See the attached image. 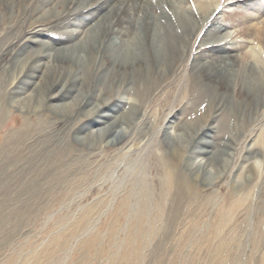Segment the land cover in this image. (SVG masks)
Instances as JSON below:
<instances>
[{
    "label": "rangeland",
    "instance_id": "1",
    "mask_svg": "<svg viewBox=\"0 0 264 264\" xmlns=\"http://www.w3.org/2000/svg\"><path fill=\"white\" fill-rule=\"evenodd\" d=\"M65 1L59 14L40 19L57 0H0V264H264V56L248 58L258 90L244 100L248 105L242 103V117L237 108L242 96L203 98L202 85L208 81L200 75L202 70L198 75L194 70V59L213 46L214 42L202 45L201 36L214 16L198 35H189L183 22L188 13L200 20L202 3L206 11L215 8L213 19L222 25L224 37L217 43L242 45L236 50L235 61L240 63L247 49L261 47L264 0L182 4L171 0L169 6L148 0L160 29L158 58L143 43L136 71L104 83L99 81L98 60L86 61L81 68L88 96L100 108L107 105L104 112L121 102L126 113L130 110L126 91L137 95L132 99L133 123L124 136L115 143L95 136L96 144L90 148L73 144L72 136L98 112L80 116L73 111L68 119L49 123L54 117L47 119L44 107L28 113L12 107L9 100L11 91L25 86L31 63L43 57L44 49L32 54L39 40L55 46L84 41L85 31L77 32L72 41L62 33L84 16H89L86 28H95L97 17L87 15L85 7L102 0L87 5ZM133 31L142 38L138 26ZM66 88L54 89L63 95L55 103L71 102L64 97ZM26 89L30 94L34 84ZM196 98L204 102L183 116ZM222 107L230 119L218 144L228 161L214 164L212 179L206 183L203 169L194 178L199 163L191 168L187 158L196 149L192 148L196 139L207 131L215 134L209 127ZM25 119L31 123L25 125ZM178 120L183 123L176 141L167 136L171 123ZM99 126L93 128L95 133ZM253 146L263 153L251 179L254 185L243 190L247 196L241 191L235 194L233 183L246 180L242 162ZM170 169L175 178L169 193L165 181ZM185 173L191 177L188 184L179 179ZM233 199L243 202L231 208Z\"/></svg>",
    "mask_w": 264,
    "mask_h": 264
},
{
    "label": "bare ground",
    "instance_id": "2",
    "mask_svg": "<svg viewBox=\"0 0 264 264\" xmlns=\"http://www.w3.org/2000/svg\"><path fill=\"white\" fill-rule=\"evenodd\" d=\"M80 1H84L82 4L87 5L95 2L96 0ZM170 1L171 0H159L162 6L165 4L171 5ZM177 1L179 4H182L184 0ZM65 2V0H57V3L52 7L53 9L51 11L47 10V12L43 13V15L39 16V18L41 19L42 16L48 18L50 16L49 14H53V12L59 14V8L66 6ZM203 4L204 3H202L201 7L204 8L205 11L202 13L200 20H197L189 13L184 15L185 17L183 18V22L189 35L194 33L197 34L199 29H201L204 24H208L211 17L216 16L214 13L217 12L215 11V8H209V10L206 11L208 8H206V4ZM85 8L84 9L86 10L87 15H90V17H97V24L95 25V28H86L88 23L85 17L89 18V16H84V20L82 19L81 21H78V23H74V27L66 26L62 32L63 35H65L64 38H66V40L72 41L77 32L85 31L86 37L84 41H73L70 45L69 43H66L63 46H55L50 41L39 40V48H35L32 54L38 52L40 49H44L45 53L43 57L38 58L31 63L26 70L29 72L28 77L24 80L22 79L25 82L26 87L34 84V91L27 94L25 86L20 89L19 87H16L13 91H11L9 100L12 107L28 113L44 107L47 110L46 118L48 119L49 116L54 117V119L49 121V123L58 120L64 121L71 112L73 113V111H77L80 116L98 112V115L94 120L91 122L88 121L89 123L87 125L80 127L72 136L73 144H85L90 148L96 144L95 136L99 137L98 140L105 138L104 142L106 143H115L117 140L122 138V136H124L127 130H129V124L133 123L134 103L132 99H134L137 95L136 92L131 93L130 91H126V95L128 97L125 96L124 99L128 98V104L130 105V110L126 113L122 111L123 106L121 105V102L115 104L114 107L111 106L109 110L104 112L102 109H104L107 105L104 108H100L97 106V103H92V97L88 96L87 81L86 79H82L84 74L86 76V73L81 71L82 66L86 61H92L95 64L96 60H98V64L96 65L98 70H101L99 81L102 79V83H104L111 79H116L118 75L121 80L123 76L135 72L137 66L139 67V64L142 62L141 59H143V55L141 53L142 51L140 46L145 44L154 55L153 57L156 59L158 58L160 51V29H158L156 23V13L152 11L148 0H110V2L109 0H102L98 4H91L89 7ZM165 10L167 11V9ZM165 10L162 11V13L164 12V14H166L167 12ZM181 12L182 11H180V13ZM213 18H211L207 29L204 30L201 36L202 45L214 42L213 46L210 50L202 51L199 57L194 59V70L197 75L198 72H200L199 70H202L203 72L200 75H203L204 79H207L208 81L202 85V90L204 91L203 93H205L203 98H211L212 100L213 98H217L219 96L222 99L227 96L228 93H230V95L232 93H236L237 97L242 96L243 102L241 101L238 103L237 108L241 111V115L243 117L244 111L242 109L244 106H242V103L244 105L247 104L244 100L248 101L249 98L251 99L252 94L256 96V92L258 90V82L255 74L253 73L254 70L252 63H248V58L260 60L262 55L264 56V38H262V41L260 40L261 47L258 51L254 49H247L245 51L246 59L240 63H236V50L241 49L242 45L239 44L237 46L230 44L227 46L225 45L226 43H217L224 38H221L223 27L215 21L216 19L214 20ZM245 19L246 18L243 17L242 21ZM136 26L140 28L142 38L138 36V39L137 36L134 35L133 30ZM243 33L248 34L247 30H243ZM164 39L165 38H163V40ZM170 42L171 41H169V43ZM226 49L228 51H226ZM166 50L168 49L166 48ZM30 58L31 56L27 59ZM73 67H76V69L72 71ZM70 77L72 78L71 80H69ZM34 78L38 79L35 80ZM260 78H262V76ZM197 83L201 84L202 82H198L197 80ZM59 85H61V90L67 86L65 92L68 94L64 95V97L71 99V102L67 105L54 102L56 98L63 97L59 90H54ZM236 85L237 88L235 87ZM206 89H208L209 92L206 93ZM101 90V87H99L98 92H101ZM203 102L204 100L201 101L198 98L189 102L188 106L185 108V115L183 116L194 113L200 103ZM215 118L214 123L212 122L209 127L210 129H215V134L210 135L207 133L209 131L205 134L203 133L202 137L200 136L194 141L192 148L196 147V149L192 151L187 158V160L190 161L188 162V165H190L191 168L196 162L199 163L193 176L197 180L199 169H203L204 175L202 178L206 183H209L210 179H212L211 175L213 172H211V168L213 169L214 164L222 166L226 163V161H228L225 156L226 151L219 147L218 144L219 139L223 137L228 129L227 126L230 117L226 112V107H222ZM23 123L25 125H29L31 121L25 119ZM182 123L179 120L178 123H171V126H169L171 131L168 133L167 137L174 138L178 141L181 137V133L178 132L179 125L181 126ZM98 124H100L99 130L95 133L93 128ZM188 126V130L191 131L193 128L190 127L191 125ZM81 129L84 130L83 134L80 133ZM262 154L263 153L259 152V150L255 147L248 149L247 155L244 157L242 162V168H244L243 172L246 180H237L233 183L235 189L234 192H236L235 194L241 191L245 194V196H247L243 190L248 187H253L254 181L251 179L257 172L256 165L259 159H261ZM172 166H174V168L176 167V163L173 161ZM174 178V169H170V171L166 173L165 181V189L168 190L169 193ZM190 178H187L186 173L179 176L181 182L185 184L191 182ZM181 189L182 184L179 185V196L183 194ZM243 200L233 199L230 207L234 208L240 206Z\"/></svg>",
    "mask_w": 264,
    "mask_h": 264
}]
</instances>
